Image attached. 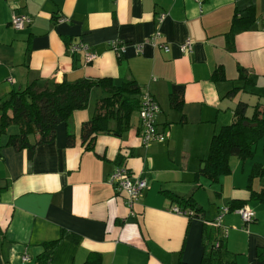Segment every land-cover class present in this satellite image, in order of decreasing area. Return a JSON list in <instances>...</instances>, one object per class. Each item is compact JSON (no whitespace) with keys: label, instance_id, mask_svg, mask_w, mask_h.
<instances>
[{"label":"crops","instance_id":"1","mask_svg":"<svg viewBox=\"0 0 264 264\" xmlns=\"http://www.w3.org/2000/svg\"><path fill=\"white\" fill-rule=\"evenodd\" d=\"M250 8L251 26L232 35L236 15L245 17ZM14 11L32 22L15 29ZM188 38L193 51L184 53ZM77 41L96 59L72 54ZM220 67L225 79L214 78ZM102 78L134 80L142 95L149 92L160 105L156 124L165 139L144 144L136 113L129 130L99 133L94 150L86 149L82 125L107 95L98 86L88 106L61 123L32 158L1 136L0 264H96L97 255L102 264H201L204 235L212 243L224 230L225 264H264V202L250 198L248 188L258 162L231 157V173L216 183L200 174L212 136L235 121L237 105L246 103L248 116L256 105L264 108V0H0V99L33 82L53 87ZM172 93L182 95L181 111L172 108ZM70 132L75 140L68 145ZM121 163L148 182L131 207L109 181ZM252 187L260 190L262 180ZM164 191L192 197L200 216L174 212L177 204ZM232 200H245L253 221L230 210L216 226ZM65 232L78 241L63 238L41 263L44 244Z\"/></svg>","mask_w":264,"mask_h":264},{"label":"trees","instance_id":"2","mask_svg":"<svg viewBox=\"0 0 264 264\" xmlns=\"http://www.w3.org/2000/svg\"><path fill=\"white\" fill-rule=\"evenodd\" d=\"M253 10V8L248 9L245 17L239 18L236 15L233 20L232 35L251 26L254 20ZM240 72V76L247 80L245 70L242 68ZM214 78H226L223 68L215 70ZM96 86L103 88L107 95L97 100L92 118L84 122L81 129L82 142L86 149L94 150L99 133L121 135L133 126V116L139 114L142 100V90L136 81L127 80L115 84L110 78L80 79L74 82L65 80L54 84L53 87L41 86L33 82L24 89L12 90L7 97L0 99V137L7 136L5 145L12 146L16 150L26 149L29 157L32 158L39 144L49 143L56 138L61 123H68L76 110L88 106L92 90ZM235 91L236 89H233L231 92L235 93ZM170 104L172 108L181 111L182 95L172 93ZM246 111L247 104L240 102L235 109L237 116L235 121L223 125L212 136L209 152L205 158V168L200 172L212 183L219 182L223 176L231 173V157L236 156L241 160L253 158L255 145L264 139V108L256 105L252 116H248ZM245 121L249 124L245 125ZM253 123L257 125L253 126ZM12 126L17 127L15 133L9 132ZM32 137H35V142L32 141ZM74 140V134L70 132L68 145L73 144ZM255 178L262 180L260 190L252 187ZM249 179L250 198L264 202V163L254 164ZM164 192L177 204L176 206L192 212L187 215L188 217L200 216L201 209L196 207L192 197L186 198L174 192ZM245 204V200H232L228 207L230 210H237L243 208ZM216 226L220 225L216 224ZM224 236L225 233L223 238ZM65 237L74 242L78 241L76 235L62 233V237L44 244L46 249L40 255L39 261L46 263ZM223 238L220 236L213 238L211 243L210 235L207 233L204 235L205 249L201 264L229 263L226 259L228 251L223 249ZM97 257L96 264H102L101 255ZM90 261L86 264H91Z\"/></svg>","mask_w":264,"mask_h":264},{"label":"built area","instance_id":"3","mask_svg":"<svg viewBox=\"0 0 264 264\" xmlns=\"http://www.w3.org/2000/svg\"><path fill=\"white\" fill-rule=\"evenodd\" d=\"M200 3L203 0H196ZM166 14L160 15V20L165 18ZM63 21V19H60ZM32 22V17L27 14L18 13L14 11L11 17V24L15 29L22 30L28 24ZM161 36L160 33L153 35L150 38L151 43L153 45L157 44V39ZM115 46V42L111 43V46ZM194 43L188 38L181 45V51L184 53L193 51ZM165 51H169L170 48L167 45H164ZM69 51L72 54L81 53L84 55L86 62H91L96 59V53L92 52L89 45L84 41H77L70 45ZM160 111V105L155 100V98L149 93L145 92L142 95L141 100V108L139 111V118L141 122V132L144 144H148L154 141H163L165 136L159 132L157 124H156V116ZM110 183L114 186L117 192L123 193L125 195V199L128 205L131 207L135 202L139 200L142 196L145 189L148 187V182L145 178L140 176H136L132 173L130 168L127 165L121 164L116 167L113 173L110 175L109 179ZM172 210L181 215L192 214V212H187L181 209L178 206H174ZM230 209L228 206H225L221 209L220 214L217 217V225L221 226V220L225 213L229 212ZM242 217L245 222H251L254 219L255 213L247 208H240L236 210ZM224 233H227V230H224ZM29 256H24V261L29 260Z\"/></svg>","mask_w":264,"mask_h":264},{"label":"rangeland","instance_id":"4","mask_svg":"<svg viewBox=\"0 0 264 264\" xmlns=\"http://www.w3.org/2000/svg\"><path fill=\"white\" fill-rule=\"evenodd\" d=\"M14 128V131H12V129ZM17 131V127L16 126H12L11 127V131H9L10 133H15ZM263 146H264V139H261L254 147L255 149V155L253 158H251V160L253 162H258V163H264V151H263ZM235 157V156H233ZM239 175V174H238ZM208 195L206 194L205 197H203L205 199V202L207 205H210L208 202Z\"/></svg>","mask_w":264,"mask_h":264},{"label":"water","instance_id":"5","mask_svg":"<svg viewBox=\"0 0 264 264\" xmlns=\"http://www.w3.org/2000/svg\"><path fill=\"white\" fill-rule=\"evenodd\" d=\"M244 124H245V125H248L249 122H248V121H245ZM252 125H253V126H256L257 124H256V123H253ZM204 167H205V162L202 164V168H204Z\"/></svg>","mask_w":264,"mask_h":264}]
</instances>
